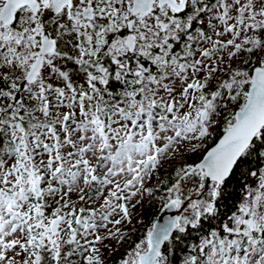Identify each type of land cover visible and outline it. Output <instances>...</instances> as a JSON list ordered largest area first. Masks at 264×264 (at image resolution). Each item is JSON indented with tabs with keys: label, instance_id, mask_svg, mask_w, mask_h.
Returning <instances> with one entry per match:
<instances>
[{
	"label": "snow or ice",
	"instance_id": "snow-or-ice-1",
	"mask_svg": "<svg viewBox=\"0 0 264 264\" xmlns=\"http://www.w3.org/2000/svg\"><path fill=\"white\" fill-rule=\"evenodd\" d=\"M117 252L264 264V0H0V264Z\"/></svg>",
	"mask_w": 264,
	"mask_h": 264
},
{
	"label": "rangeland",
	"instance_id": "rangeland-1",
	"mask_svg": "<svg viewBox=\"0 0 264 264\" xmlns=\"http://www.w3.org/2000/svg\"><path fill=\"white\" fill-rule=\"evenodd\" d=\"M188 159H195V157L189 156ZM169 171L171 170L170 168L168 169ZM163 171V170H162ZM155 181H153L154 183ZM154 209H155V213H156V218L158 216V211L162 212L163 208L161 207V205L159 203L157 204H148L146 203L144 205V207L138 209L139 213H140V217L145 221V224H149L151 222V219L154 215ZM158 210V211H157ZM157 211V212H156ZM137 229H139L140 231H143V227L142 225L137 224L136 225ZM139 235V232L133 233V238L135 239L136 236ZM126 247V245H125ZM120 251H123V248L120 249ZM106 255L108 256V262L107 264H113V262L117 259V257L120 255V252H117L115 255H108L106 253Z\"/></svg>",
	"mask_w": 264,
	"mask_h": 264
},
{
	"label": "water",
	"instance_id": "water-1",
	"mask_svg": "<svg viewBox=\"0 0 264 264\" xmlns=\"http://www.w3.org/2000/svg\"><path fill=\"white\" fill-rule=\"evenodd\" d=\"M176 214H178V212L175 209H172V210L163 209L162 212L159 213L157 218L160 219V222H163L164 219H167L169 216H173Z\"/></svg>",
	"mask_w": 264,
	"mask_h": 264
},
{
	"label": "trees",
	"instance_id": "trees-1",
	"mask_svg": "<svg viewBox=\"0 0 264 264\" xmlns=\"http://www.w3.org/2000/svg\"><path fill=\"white\" fill-rule=\"evenodd\" d=\"M159 213H160V211H158V213H157V214L159 215ZM154 219H156V213H155V209H154V215H153V217H152L151 221H152V220H154Z\"/></svg>",
	"mask_w": 264,
	"mask_h": 264
},
{
	"label": "flooded vegetation",
	"instance_id": "flooded-vegetation-1",
	"mask_svg": "<svg viewBox=\"0 0 264 264\" xmlns=\"http://www.w3.org/2000/svg\"><path fill=\"white\" fill-rule=\"evenodd\" d=\"M157 211H158V210H157ZM157 211H156V212H157Z\"/></svg>",
	"mask_w": 264,
	"mask_h": 264
}]
</instances>
